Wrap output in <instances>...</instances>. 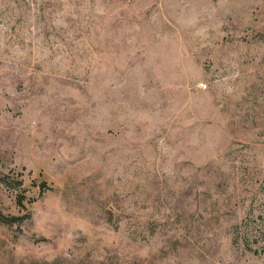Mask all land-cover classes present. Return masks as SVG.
<instances>
[{"label":"rangeland","instance_id":"374dc122","mask_svg":"<svg viewBox=\"0 0 264 264\" xmlns=\"http://www.w3.org/2000/svg\"><path fill=\"white\" fill-rule=\"evenodd\" d=\"M0 264H264V0H0Z\"/></svg>","mask_w":264,"mask_h":264}]
</instances>
